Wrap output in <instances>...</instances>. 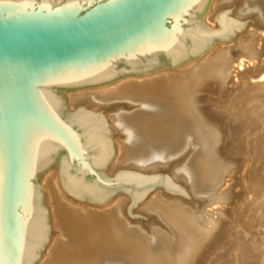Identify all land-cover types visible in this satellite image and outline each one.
<instances>
[{"label":"bare ground","instance_id":"6f19581e","mask_svg":"<svg viewBox=\"0 0 264 264\" xmlns=\"http://www.w3.org/2000/svg\"><path fill=\"white\" fill-rule=\"evenodd\" d=\"M231 7L239 18L251 19L255 29L264 28V0H212L203 24L214 28L207 19L219 28L216 13ZM248 26L163 71L69 91L71 106L118 108L124 103L132 108L110 113L115 157L105 173L117 172L124 163L141 173L168 167L192 200L159 188L151 192L135 206L143 205L141 212L157 220V230L149 232L153 225L145 229L124 218L127 199L117 198L119 192L102 202L70 194L55 163L39 178L50 227L35 264H192L197 246L218 224L205 208L230 203L232 190L222 189L230 178L240 191L232 210L250 228L234 231L237 226L230 222L219 243L221 259L225 264H264V32L255 36L247 33ZM209 81L219 95L210 104L213 117L207 119L198 95Z\"/></svg>","mask_w":264,"mask_h":264},{"label":"water","instance_id":"95a60500","mask_svg":"<svg viewBox=\"0 0 264 264\" xmlns=\"http://www.w3.org/2000/svg\"><path fill=\"white\" fill-rule=\"evenodd\" d=\"M212 0H0V264H35L49 240L42 171L57 163L68 192L102 202L117 192L127 212L159 188L192 200L166 173L110 175L108 121L72 112L73 88L163 71L234 36L247 20L216 13Z\"/></svg>","mask_w":264,"mask_h":264},{"label":"rangeland","instance_id":"374dc122","mask_svg":"<svg viewBox=\"0 0 264 264\" xmlns=\"http://www.w3.org/2000/svg\"><path fill=\"white\" fill-rule=\"evenodd\" d=\"M235 8L236 7H234V8L231 7L229 9L226 8L227 10L226 9H223V10H225L227 12H230V13L233 11L235 18H239L240 17L239 15H237V14L235 15ZM242 18H239V19H242ZM246 20H247V23L249 25L248 28H247V30H248L247 33L248 32H250V33L256 32V35L255 36L262 35V33L264 32V28L257 30V28L255 29L254 26L251 25V21H252L251 19H248L247 18ZM248 20H249V22H248ZM205 22H208L207 24L210 25V27H212V28L213 27L214 28L216 27V24H212L211 22L207 21V19H206ZM259 43H261V42H259ZM242 69L244 70V68H242ZM254 80L256 81V80H259V79H254ZM254 80H252V82ZM213 82L214 81H209L208 83H206L204 85L202 91L198 95V101H199L198 106L201 108V110L203 112L202 115L205 118H207V119H209L210 117H213V114L211 112L212 110L210 109V104H212V100L213 99H217V96L219 95V92H218L219 90L216 88V86H214L215 89L213 91L211 89V87L213 88ZM256 82L257 83H260V81H256ZM214 91H215V95L214 94L213 95H209L210 93L212 94ZM208 99H210V100H208ZM66 104H67V106L70 108V110L72 112L73 111L74 112L75 111H78V110L83 109V108H87L90 111L96 112L99 115L103 116L108 121V124L110 126H112V119H111L110 113L114 109H119L120 107L123 106L122 108H124L126 112H129V110L130 111L132 110V108H128L126 106V104L124 105V103H123V105L121 104V106H119V107L117 106L118 108H116V107L114 108L112 106H110V107L104 106V107L92 108L90 106L88 107V106H85L83 104H78V105H72L71 106V101H69V99H68L67 96H66ZM124 106H126L127 108L124 107ZM210 121H212V120H210ZM220 126L221 125L218 123V125L216 126L217 129L218 128L220 129L221 128ZM118 134L119 133H116V134L113 135L114 138H115L114 139V143L115 144H116V139L119 138V135ZM223 145H224V143H223ZM222 158L224 160H226V159H231V160L238 159V157H236V156L234 157V156H227V155H224ZM126 164L127 163H124L123 164V167L120 170H126V169H128V167L126 166ZM131 170H134V169H131ZM138 172H140V171H138ZM114 173L115 172H110V173L108 172V174H110V175H112ZM152 173H166L169 176H171L172 178H174V176L172 175V173H171V171L169 170L168 167H166V168L165 167L164 168H159L157 171L156 170L155 171H150V172H147L145 174H152ZM227 181H229V182L226 184L225 187H222V189L227 188L228 190H232L231 191L232 193H231L230 203L224 204L223 206H220V205H211V206H208V207L205 208V212L206 213H212V214H214L213 215V218L218 220V224L212 229L211 235L208 238H206L204 241H202L197 246V249L195 250L196 253L194 252L192 264H225L224 259L223 260L221 259V255L223 254L224 251L222 249H219V243L225 237L226 232H227V227L229 225L232 226V224H230V222L235 223L232 227L237 226L236 228H234V231H239L240 232L243 229H247V231H248V229L250 228L247 225L246 221H244L243 219L238 218V215H235V211H234L235 209L232 210V208L234 207L233 201L236 200L237 195L240 193V191L238 189H235V182L231 178L230 179H227ZM156 190L157 189H155V191H153V193L156 192ZM117 198H119V199L120 198L121 199L126 198L127 199V203H126V205L124 207V213H125L124 214V218H126L127 220H130L132 222L141 223L140 225L142 227H144L145 229L148 228V227H151L150 225H153L152 228H150V231L149 232H155L157 230V225H155V223H156L157 220L153 217V215L152 216H151V214H148L147 215V213H144V211L141 212V210H142L141 208L143 207V205L137 206L139 209L137 207H135L133 209L135 211L137 217H132L127 212V209L129 207V204H128L129 203V200H128V198L125 195L120 194V193H119V195H117ZM216 209L217 210H222V213L220 212V214L218 215V212H217ZM236 213H239V212H236ZM205 217H206V219H208L209 218V215H206ZM207 228H209V229L212 228V225L211 224H208L207 225ZM54 232H55V236H56L57 233H56V231H54ZM236 253L237 252H235V253L233 252V255H235Z\"/></svg>","mask_w":264,"mask_h":264}]
</instances>
